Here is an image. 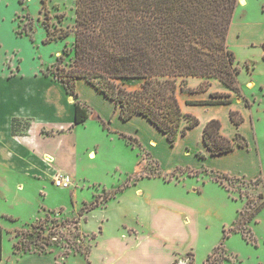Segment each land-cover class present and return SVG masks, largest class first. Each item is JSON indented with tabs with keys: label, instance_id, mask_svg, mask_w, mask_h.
<instances>
[{
	"label": "crops",
	"instance_id": "1",
	"mask_svg": "<svg viewBox=\"0 0 264 264\" xmlns=\"http://www.w3.org/2000/svg\"><path fill=\"white\" fill-rule=\"evenodd\" d=\"M241 4L239 0L238 6ZM244 4H247V0H244ZM245 15L247 11H244V16L240 15L231 22L229 48L239 64L250 63L246 55L240 61L238 52L251 48L257 49L259 59L264 62V20H248L244 18ZM8 35L12 36V28ZM14 60L12 58L10 70V66L0 68V195L4 201H26L28 217L24 216L23 209L20 212L12 210V215L1 210L0 226L3 233L15 232L16 235L22 228L19 225L8 228L6 222L9 219L12 222L22 220L23 225L29 226L43 219L48 211L61 220L77 217L78 228L94 234L95 246L105 247L107 264H145L149 259L147 256H159L161 251L168 256L157 257L160 262L156 261V264H172L174 260L186 264V258L196 245H202L205 263L217 247H223L228 232L233 234L242 231V225L247 226L249 221L243 223L242 213L246 203L243 209H237L231 220L217 212L213 222L209 205L206 201L202 202L204 199L199 195L204 193L203 186L206 183L201 187L200 183H191L187 187L186 182H176L199 175L201 171H212L215 174L210 176V182L218 187L219 199L230 202L236 193L221 183L217 174L250 180L262 174L253 137L255 127L251 121L252 104L256 99L251 101L247 97L244 86L252 91L257 87L262 89L263 79L255 80L249 75L245 81L238 78L240 95L219 79L211 78L208 85L202 87L204 77H187L186 88L178 86L176 96L182 111L196 116L200 122L185 134H180L173 144L166 133L142 114H134L124 120L116 103L83 78L77 81L78 99L89 107V117L83 123H76V99L65 85L41 69L39 64L22 68ZM217 99L229 102L206 103ZM231 111L242 116L240 124L232 120ZM211 119L221 121V133L224 136L233 138L242 132L247 137L251 135L253 143L250 140L246 147L212 155L203 139L204 126ZM88 122L92 123L88 125ZM186 123L184 119L182 125ZM260 123L258 120L256 127ZM127 136L138 139L139 152L125 141ZM160 144L168 154H173V161L165 158L159 149ZM145 154L156 161L164 174H170L178 167L193 170L192 175L182 178L174 174V182L187 188L175 191L174 196H160L157 191L145 190L142 184L144 180L160 176L159 173H146L148 164ZM58 172L72 176L71 187L58 189L54 183V176ZM117 173L126 177L121 190L80 215L84 205L99 196L100 187L115 190L119 186L107 187V183ZM56 188L61 200L57 205L48 204L47 197ZM228 224H231V229L227 231ZM177 239L187 244L186 257L174 258L173 247L168 244ZM99 249L94 248L92 255ZM171 249L173 252L169 255ZM6 257L0 259V264H10ZM14 258L13 264H58L57 258L47 252L18 251Z\"/></svg>",
	"mask_w": 264,
	"mask_h": 264
},
{
	"label": "trees",
	"instance_id": "2",
	"mask_svg": "<svg viewBox=\"0 0 264 264\" xmlns=\"http://www.w3.org/2000/svg\"><path fill=\"white\" fill-rule=\"evenodd\" d=\"M238 1L75 0L72 28L52 27L50 15L45 11L42 22L47 30V41L64 39L74 32L73 44L66 45L57 56L52 75L76 99L75 122L83 123L89 117V107L78 99L77 81L81 78L113 100L124 120L142 114L166 133L172 143L200 122L196 116L182 111L176 96L178 86L186 88L187 77H204L202 87L208 85L209 79L218 78L241 95L238 79L241 68L234 65L235 54L226 47V36ZM41 3L44 9L47 0ZM18 33L23 32L18 30ZM66 55L70 58L68 62H64ZM246 66L249 68V63ZM122 79H139L140 87L128 89L120 82ZM228 102L217 99L206 103ZM231 118L236 124L243 120L235 111H231ZM98 119L103 123L99 116ZM184 119L187 123L182 125ZM203 139L212 155L247 146L246 138L240 133L233 138L224 136L219 119L205 124ZM255 180L264 178L260 176ZM99 204L98 198L86 203L80 215ZM261 209V204L256 205L249 220L255 219ZM14 246L18 249L17 244ZM2 257L3 229L0 226V259ZM189 264H193V258Z\"/></svg>",
	"mask_w": 264,
	"mask_h": 264
},
{
	"label": "rangeland",
	"instance_id": "3",
	"mask_svg": "<svg viewBox=\"0 0 264 264\" xmlns=\"http://www.w3.org/2000/svg\"><path fill=\"white\" fill-rule=\"evenodd\" d=\"M241 5L242 6L237 5L232 21L235 18L238 19L240 15L244 16V11H247V15L244 17L245 19L264 20V0H247V4ZM41 7V0H22V2L21 0H3L1 2L0 68L10 66L8 68L10 70V68H12L13 58V60L15 59L14 62L21 65L22 68H32L39 64L41 69L53 74L52 71L54 68L52 65L56 63L57 56L63 53L62 51L65 46H71L73 44L74 32L72 31L71 34L64 39L47 41V30L42 22L44 12L48 11L50 15L49 21L52 27L57 26L59 28H72L75 23L76 15L75 0H47L46 7L44 9ZM262 17L263 19H261ZM17 25L19 26L17 27ZM9 27L12 28L11 37L8 35L11 30ZM8 28L10 30H8ZM18 30L23 32L22 35L18 33ZM226 47L230 49L228 35L226 36ZM57 52H59V54ZM244 55L248 56V59H250V67H246V63L245 65H242L241 63L239 64L235 59L234 65H238L241 68L238 78L245 81L249 75L255 80H264V62L259 59L257 49L251 48L240 50L238 52V59L242 61ZM64 59V62H68L70 58L66 55L64 56ZM120 82L128 89H135L140 87L141 80L122 79ZM244 89L247 92V97L250 98L251 101L256 99L255 103L252 104L253 119H251V121L255 127L253 137L255 138L254 140L258 148L260 166L262 169V174L260 176L264 178V88L260 89V87H257L252 91L248 90L247 87L244 86ZM249 104L251 105L250 102ZM258 120H260L261 123L260 126L256 127ZM90 123L92 122H88V125H90ZM239 133L246 138L247 146L249 145L250 140L251 143H253V137L251 135L249 138L242 132ZM125 141L128 142L130 146H135L138 152L140 151L138 139L136 137L127 136L125 137ZM106 148H108V145H106ZM159 149L163 155H165V158H169L171 161L174 160L173 154H168L162 144L159 145ZM137 150H135V152H137ZM177 153L178 152L175 154ZM144 157L146 158V163L148 164L146 173L148 175L157 173L160 174L157 178H151V180L147 179L142 182V184L145 185V190L151 189L153 191H157V194L160 196H174L175 191L183 190L189 187L191 183H200V187L202 184L206 183V186H203L204 193H200L199 195H201L204 199L201 201H206L209 205V215L213 222H215L217 212L224 214L227 220H231V218L235 216L237 209H243L244 204L249 200V202L245 205L246 207L244 208L243 213V223L249 221L247 222V226L242 225L244 229L233 234L228 232L229 235L222 247L225 251L220 247L206 264H264V180L256 181L255 179L250 180L244 177L230 176L228 174H217V179L222 181L232 192L236 193L234 194L235 198L232 201L229 202L228 200V202H223L218 197V187L210 182V176H213L215 174L214 172L201 171L199 175L190 176V178L177 181L176 183L181 182L180 184L186 182L187 187H182V185H177L174 182V176L176 175L178 178H182L184 175L189 176L191 173H194L193 170H189L186 167H178L177 170L172 173L164 174L161 172L156 161H154L150 156H146V154ZM118 177H120V179H117ZM125 178L124 174L117 173L114 178L110 179L107 183V187L111 188V186L116 187L119 185L114 188L115 190H111L113 188L106 189L100 187V193L97 197L99 202L102 203L105 199L109 198L116 192L118 193L122 188L121 186ZM165 180H171V182H164ZM57 187L58 189H63L59 186ZM58 191L56 188V191L52 190V192L48 195V204L57 205L59 203L61 198H58V196H60L58 195ZM260 194H262L263 197H260ZM240 196H242L243 199ZM189 197L191 200L193 199L192 196ZM258 204H261L262 206L261 211L255 219L249 220V214ZM27 208L28 204L26 201L24 203L12 202V199L4 201L3 197L0 195V212L3 210L12 215V210L20 212L23 209L25 212L24 216L27 218ZM68 213L69 211L67 214ZM76 221H78L77 217L61 220L56 214L48 211L43 219L29 226L23 225L22 220L12 222V220L9 219L6 222V226L8 228H12V226L17 225L22 228L19 229V234L16 235L15 232L14 234L8 231L3 233V256L8 257L6 258L10 264H13L12 259H15V253H18V250L23 253L47 252L49 255L57 258L56 260L58 264L109 263L108 256L105 255V247L102 245L95 246L94 234L81 231L78 228ZM230 226L231 224L226 226L227 231L231 229ZM214 232L213 228V235ZM15 244H17L18 249L15 248ZM168 245L173 247L174 258L186 257L185 251L187 244H185L181 239H177L176 242H171ZM94 248L100 249L92 255ZM194 248L195 249L192 251V255H188L186 258V264L190 263L191 258H193V264H204L203 261H205L206 257L203 259L204 252H202V245H196ZM23 249L26 252L21 251ZM173 250L169 255L172 254ZM163 256L167 257L168 254L161 251L159 256H147L149 259L146 260L145 264H156V261L160 262L157 257L163 258ZM174 262L176 261L174 260ZM176 264L179 263L176 262Z\"/></svg>",
	"mask_w": 264,
	"mask_h": 264
},
{
	"label": "built area",
	"instance_id": "4",
	"mask_svg": "<svg viewBox=\"0 0 264 264\" xmlns=\"http://www.w3.org/2000/svg\"><path fill=\"white\" fill-rule=\"evenodd\" d=\"M54 183L61 188H69L73 183V179L68 173L58 172L54 176Z\"/></svg>",
	"mask_w": 264,
	"mask_h": 264
},
{
	"label": "bare ground",
	"instance_id": "5",
	"mask_svg": "<svg viewBox=\"0 0 264 264\" xmlns=\"http://www.w3.org/2000/svg\"><path fill=\"white\" fill-rule=\"evenodd\" d=\"M241 2L244 4V0H241Z\"/></svg>",
	"mask_w": 264,
	"mask_h": 264
}]
</instances>
